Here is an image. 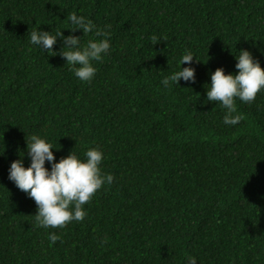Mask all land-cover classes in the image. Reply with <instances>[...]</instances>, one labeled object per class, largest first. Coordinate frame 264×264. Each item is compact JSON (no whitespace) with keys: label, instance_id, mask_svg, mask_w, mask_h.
<instances>
[{"label":"trees","instance_id":"trees-1","mask_svg":"<svg viewBox=\"0 0 264 264\" xmlns=\"http://www.w3.org/2000/svg\"><path fill=\"white\" fill-rule=\"evenodd\" d=\"M71 12L109 26L88 82L69 70L59 37L54 53L29 43L36 26L68 35ZM241 48L264 69V0H0V264H264V89L235 101L236 125L205 97L208 74L235 73ZM185 49L195 82L164 88ZM34 133L54 159L102 150L113 182L82 220L33 226L36 205L7 168Z\"/></svg>","mask_w":264,"mask_h":264},{"label":"clouds","instance_id":"clouds-1","mask_svg":"<svg viewBox=\"0 0 264 264\" xmlns=\"http://www.w3.org/2000/svg\"><path fill=\"white\" fill-rule=\"evenodd\" d=\"M67 19L72 26L68 28V35H63L61 29L53 33L38 30L36 26L29 33V43L42 52L47 50L54 53L52 46L59 37L62 40L59 54L69 70L80 81L88 82L96 72L93 61H100L110 48V33L106 31L109 26L105 25L104 29L96 28L91 19L75 12L69 13ZM76 29L81 30L83 35L93 33L94 37L100 38H90L82 43L81 37L71 34ZM151 39L153 44L158 40L165 41L163 36H153ZM237 53L233 55L235 73H225L223 67H217L208 74L210 82L204 84L207 85L206 101L219 102L225 109L222 118L225 125H236L242 119V115L237 112V99L251 103L256 94L264 89V69L259 61L248 49L241 48ZM194 57L191 50L185 49L177 61L178 70L162 76L160 84L167 89L178 85V80L181 79L189 84L194 83L195 69L190 66ZM182 62L186 66L181 67ZM51 149L57 148L44 136L31 134L22 155L12 160L7 168V178L34 201L36 211L32 215L33 226L39 228L63 227L69 221L82 220L86 215L83 205L102 185L113 182L112 174L103 172L100 167L104 154L99 147H89L83 157L71 149L59 159H54ZM25 153L29 160L27 166L23 163ZM0 155H3V151ZM46 161L49 167H45ZM58 239L60 237L57 234L48 233L51 243ZM186 264H196V258L187 256Z\"/></svg>","mask_w":264,"mask_h":264}]
</instances>
